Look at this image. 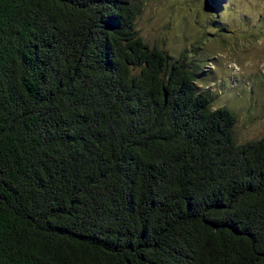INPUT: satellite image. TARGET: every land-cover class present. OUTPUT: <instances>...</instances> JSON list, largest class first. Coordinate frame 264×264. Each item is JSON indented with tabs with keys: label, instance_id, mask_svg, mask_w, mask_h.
Here are the masks:
<instances>
[{
	"label": "trees",
	"instance_id": "16d2710c",
	"mask_svg": "<svg viewBox=\"0 0 264 264\" xmlns=\"http://www.w3.org/2000/svg\"><path fill=\"white\" fill-rule=\"evenodd\" d=\"M137 9L0 0V264H264V135Z\"/></svg>",
	"mask_w": 264,
	"mask_h": 264
},
{
	"label": "rangeland",
	"instance_id": "374dc122",
	"mask_svg": "<svg viewBox=\"0 0 264 264\" xmlns=\"http://www.w3.org/2000/svg\"><path fill=\"white\" fill-rule=\"evenodd\" d=\"M136 29L198 74L213 107L238 117L237 142L264 135V0H135Z\"/></svg>",
	"mask_w": 264,
	"mask_h": 264
}]
</instances>
